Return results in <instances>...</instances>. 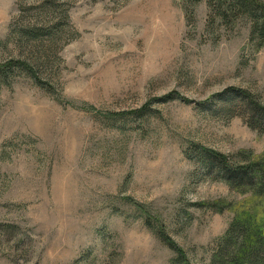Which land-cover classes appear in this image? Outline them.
Here are the masks:
<instances>
[{"label": "rangeland", "instance_id": "obj_1", "mask_svg": "<svg viewBox=\"0 0 264 264\" xmlns=\"http://www.w3.org/2000/svg\"><path fill=\"white\" fill-rule=\"evenodd\" d=\"M208 16L205 1L0 0V68L36 71L0 78V264H172L159 231L211 263L233 219L213 205L246 197L197 154L264 158L220 99L264 105V42ZM33 26L60 29L26 41Z\"/></svg>", "mask_w": 264, "mask_h": 264}, {"label": "trees", "instance_id": "obj_2", "mask_svg": "<svg viewBox=\"0 0 264 264\" xmlns=\"http://www.w3.org/2000/svg\"><path fill=\"white\" fill-rule=\"evenodd\" d=\"M197 5L205 1L209 16L207 26L213 29L216 22L230 28L238 22L249 20L251 37L264 42V0H185ZM59 26L53 30L42 31L41 26L27 27L20 33L26 41H37L41 35H57ZM22 71L36 79V71L27 63L9 62L0 68V78L14 71ZM223 94V95H222ZM220 97L224 110L236 104L235 113L246 115L251 129L264 134V105L247 91L230 88ZM179 98L169 95L164 100ZM189 103L188 101H184ZM202 168L216 180L226 184L232 191L246 197L240 203H231L215 210H228L233 214L232 222L217 245L210 264H264V158L254 157L241 152L227 157L217 152L201 150L197 154ZM161 240L175 252L172 264H192L187 253L163 231H159Z\"/></svg>", "mask_w": 264, "mask_h": 264}]
</instances>
